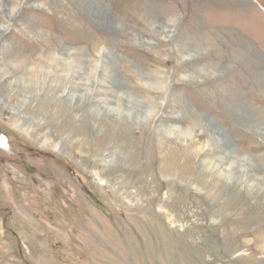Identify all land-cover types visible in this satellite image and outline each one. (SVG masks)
<instances>
[{
    "label": "rangeland",
    "instance_id": "1",
    "mask_svg": "<svg viewBox=\"0 0 264 264\" xmlns=\"http://www.w3.org/2000/svg\"><path fill=\"white\" fill-rule=\"evenodd\" d=\"M85 1L0 0V264H264V0Z\"/></svg>",
    "mask_w": 264,
    "mask_h": 264
},
{
    "label": "bare ground",
    "instance_id": "2",
    "mask_svg": "<svg viewBox=\"0 0 264 264\" xmlns=\"http://www.w3.org/2000/svg\"><path fill=\"white\" fill-rule=\"evenodd\" d=\"M81 2H83L82 3V5H84L85 6V8H86V10L87 11H92V13L94 12L93 11V8L94 7H92L91 5H89V2H86L85 0H80ZM10 8V7H9ZM9 13H10V11H9ZM5 15V14H4ZM15 15V8H12V10H11V14L10 15H8L10 18L11 17H13ZM9 21V20H8ZM167 22V21H166ZM160 23V22H159ZM111 24V23H110ZM113 24V23H112ZM112 26V25H111ZM154 26H156V25H154ZM163 27V26H162ZM109 28V27H108ZM165 28V27H164ZM112 29V28H111ZM6 32V27L5 26H0V36L1 35H3L4 33ZM102 52H103V50H102ZM83 55V54H82ZM104 60V59H103ZM23 64V63H22ZM66 65V64H65ZM17 66V65H16ZM18 66H20V65H18ZM22 66V65H21ZM98 67V66H97ZM106 67V66H105ZM212 69H213V67H212ZM105 70V69H104ZM219 70V69H218ZM106 71V70H105ZM214 71V70H213ZM201 73V72H200ZM205 73V72H204ZM98 79V78H97ZM114 81V80H113ZM116 96V95H115ZM121 97V96H120ZM126 97V96H125ZM114 98V97H113ZM127 98V97H126ZM136 98V97H135ZM134 97H129L128 99H129V101H133V103H136V105L139 103L138 101H135V100H137V99H135ZM139 98V97H138ZM108 100V99H107ZM143 100V99H142ZM125 101V100H124ZM141 101V100H140ZM123 103V102H122ZM121 103V104H122ZM130 103V102H129ZM132 106V105H131ZM119 107H120V105H119ZM139 107V106H138ZM122 108V107H121ZM128 108V107H127ZM143 108H144V106H143ZM122 109H125V108H122ZM134 109V108H133ZM139 109H140V107H139ZM142 109V108H141ZM110 113H114V114H119V111L117 110V109H114V108H111L110 110ZM108 111V112H109ZM124 111H126V109L124 110ZM139 111V110H138ZM151 112H152V110H151ZM122 113V112H121ZM141 113H143V112H141ZM123 114V113H122ZM125 114V113H124ZM121 115V114H120ZM149 114H146V117L148 116ZM148 117H151L150 115L148 116ZM147 117V118H148ZM118 118V117H117ZM186 129V128H185ZM179 134H180V132H178ZM177 133V134H178ZM215 133H217L216 131H215ZM214 133V134H215ZM190 134H188V136H189ZM216 135V134H215ZM187 136V135H186ZM185 137V136H184ZM180 139V138H179ZM214 139H216V138H214ZM196 140V139H195ZM209 145V144H208ZM202 149V148H201ZM201 151H203V150H201ZM232 153H234V151L232 152ZM231 153V154H232ZM237 153V152H236ZM230 155V154H229ZM230 156H232V155H230ZM229 156V157H230ZM239 156H240V154H239ZM226 157V156H225ZM224 158V157H223ZM232 158H234V157H232ZM239 158V157H238ZM242 158H244V159H242V161L244 162V163H247V162H249V163H251V160L248 158V157H242ZM228 159V158H227ZM238 160V159H237ZM225 161V160H224ZM239 161V160H238ZM238 161H237V163H238ZM234 162V161H233ZM253 162V161H252ZM222 163V162H221ZM220 163V164H221ZM224 163V162H223ZM226 163V162H225ZM255 164V163H254ZM240 165V164H239ZM241 166H242V164H241ZM241 166H239V167H241ZM244 166V165H243ZM242 166V167H243ZM246 166V165H245ZM244 166V167H245ZM252 167V166H251ZM215 168V167H214ZM205 169H206V167H205ZM247 169V168H246ZM251 169V168H250ZM254 169V168H253ZM231 170V169H230ZM241 170V169H240ZM221 171V170H220ZM223 171H225V170H223ZM222 171V172H223ZM233 171V170H232ZM254 171V170H253ZM222 172H220V173H222ZM245 172H246V170H245ZM232 173V172H231ZM252 174V173H251ZM226 175H228V174H226ZM250 175V174H249ZM248 175V176H249ZM246 176V175H245ZM220 177V176H219ZM222 178V177H221ZM226 180V179H225ZM260 181V180H259Z\"/></svg>",
    "mask_w": 264,
    "mask_h": 264
}]
</instances>
